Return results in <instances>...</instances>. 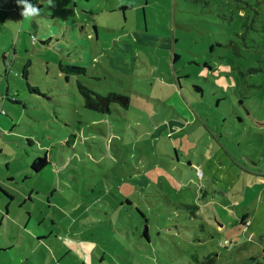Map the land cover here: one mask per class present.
I'll return each mask as SVG.
<instances>
[{"label":"rangeland","instance_id":"rangeland-1","mask_svg":"<svg viewBox=\"0 0 264 264\" xmlns=\"http://www.w3.org/2000/svg\"><path fill=\"white\" fill-rule=\"evenodd\" d=\"M11 1L0 2L10 10L0 11L10 70L0 56V177L13 174L20 198L0 243L13 228L15 264H254L250 240L264 239V0H113L133 5L119 10L123 28L98 0H79L77 39L62 28L49 43L46 14L61 25L66 10L50 5L39 22ZM68 58L84 71L60 69ZM78 84L126 103L87 110ZM6 87L34 100L4 99ZM44 154V170L25 178ZM28 188L33 199L21 197ZM244 212L255 218L249 232L219 228L218 214L230 223Z\"/></svg>","mask_w":264,"mask_h":264},{"label":"crops","instance_id":"crops-1","mask_svg":"<svg viewBox=\"0 0 264 264\" xmlns=\"http://www.w3.org/2000/svg\"><path fill=\"white\" fill-rule=\"evenodd\" d=\"M4 1L5 0H0V2H2V3ZM87 1L85 0V2H87ZM14 2L16 4L17 1L16 0H12L10 2V4L12 6H14ZM29 2L32 3V4H34V5H36L37 7L40 8V10H43L45 12H47V8H48V6H50L49 4H47L48 3V0H34V1H30L29 0ZM80 2H79V0H68V2H67L68 5H66V6L64 5V6H61L60 7V6H58L60 4L58 0H52V5L53 4H56L57 5V8H59L61 10H66V12H65V15L66 16L61 21V25H59L57 22H55L56 21V19H55V13L46 14L47 16H49L50 21H45L44 23L41 24V26L43 24L47 25V27H46L47 31L45 32L46 33L45 36H48V37H46L42 42H44V43L45 42H48L50 39H52L54 37L55 38H58L60 36L59 29H62V28H67L70 32L74 31V32L66 35L65 37H68L69 39L71 38V39H74V40L77 39V36H76V27L77 26L76 25H77V23H80V21H78V19L80 18V16L77 15V11H78L77 9H78V7L80 6L79 9H81V12H80L81 14H86L87 13L86 10L83 11V8L86 5H84L83 2H82L83 5H80L81 4ZM96 4L100 8L102 7V9H101L102 12L103 11L109 12V13L112 12V13H115L117 15L118 19L115 20L114 22H118V20H119V23H118L119 24V26H118L119 28H123L124 27V24L125 23H123L124 22L123 20H126L127 19L126 12L120 13L119 10L125 11L126 9L133 8V5H129V4L125 5L123 2L117 3V5H115L113 3V0H98V2ZM72 6L74 7V9H72ZM119 6H125V7L124 8H120ZM0 11H3L4 13H6V12H9L10 10L5 9L4 5L3 4H0ZM74 11H76V16H77V19L76 20L72 19L73 18ZM20 16L22 17V15H20ZM120 17L121 18L123 17V20L122 19L120 20ZM33 18H35L36 21L42 22V18L39 15L38 16H35ZM90 21L92 22L91 23L92 29L94 30V32H96V30L98 29V26H100V25L97 24L94 20H90ZM33 24H35V23H33ZM53 25H55L57 27L56 28V31L54 33L52 32L51 27H50V26H53ZM109 25H113V24L110 23ZM26 26H27L26 19L25 18H22L21 19L20 27L24 28ZM104 27L105 26H103V28ZM86 28H87V23L84 26L82 24L79 26V29H83L84 30L83 33H81V36H83V34H85V29ZM85 36L86 37L87 36L90 37L91 35L90 34H87V35L85 34ZM97 36H98V32H96V34H95V37H97ZM3 54L6 55V53H3ZM2 55H0V56L2 57ZM64 62L71 63V64H76V65H80L76 59H69L68 58L67 60H64ZM3 65H4V63H3ZM0 66H1V64H0ZM5 92H8V87H6ZM36 92L38 93V91H36ZM29 97H31V100H34V98L30 94H23V97L22 98L20 97V95H16V99L18 100V102H21L24 107L27 105V100L26 99H28ZM177 98H179V97L177 96ZM9 108H11V107H9ZM178 114L181 116V114L179 112H178ZM12 126H14V124H12L11 127ZM27 140H29L28 141L29 143H31V144L33 143V141L30 138H28ZM6 157L7 158H11L10 155H6ZM23 170L27 172V173L26 172L24 173L25 178H28L29 175H31V173L37 175V174H39L44 169H42L38 173H35V172H32L29 169V165H28L25 168H23ZM259 174H261V175L263 174L264 175V171L261 170L258 173V175ZM12 180H15V177L13 176L12 173H6L5 174V177H2V176L0 177V184L4 185V186H0V229H4L5 228L6 221L9 224V218L11 217V213H10L11 207H10V205L14 202V200H15L16 197H19V196H16L15 195L16 193L13 191L12 185L9 184L10 181H12ZM259 183H260V185H263L264 186V178H261L260 177ZM28 190H29V188L26 191H24V193H22L23 195H21V197L25 198V197L29 196V199H33V196L31 194V192L28 191ZM30 190L32 191V189H30ZM125 197L127 198L128 196H125ZM263 197H264L263 191H261L260 193L257 194V198L258 199H262ZM237 201H238L237 198H232L231 203L232 202H237ZM253 210H254V208H251V212ZM251 212H250L249 215H247V212L242 213L240 216L237 215L236 217H234L235 220L230 221V223H229V221L221 218V215L220 214L217 215L216 220L219 222V228H221V229H223L224 226H229L230 224H234V227L233 228L239 227V228H243L244 229V227L242 226V220H244V219L247 220L248 219V223H247L248 228L246 229V232H249L248 231L249 226L254 222V219H255L254 218V215H251ZM22 221H24V224L27 223V219L26 220H22ZM50 221H51L50 222L51 224H54V222L52 221V219ZM42 222H44V219H43ZM257 229H258V224L254 227V230H253L252 233H256ZM48 232H52V229L50 231H48ZM236 236H237V234H236ZM5 237H7V235H5ZM11 237H13V228H12V236ZM11 237H9L6 240V242H4L5 244L4 243H0V251H6L7 252L6 258L10 259V261H11L10 264H15V261H16L15 257L12 256V255H10V253H9V250L14 248V243H12V241L10 239ZM0 241H1V239H0ZM250 242L252 243V245H254L255 250H260L259 253L250 255V258H253V260L255 261L253 263L254 264H264V239L263 240L254 239V240H250ZM259 245L262 248H260ZM14 254H15V251H14Z\"/></svg>","mask_w":264,"mask_h":264},{"label":"trees","instance_id":"trees-1","mask_svg":"<svg viewBox=\"0 0 264 264\" xmlns=\"http://www.w3.org/2000/svg\"><path fill=\"white\" fill-rule=\"evenodd\" d=\"M119 7L120 8H124L125 6H119ZM174 56H177V55L174 54ZM2 57H3V61H4L6 59V55L3 54ZM3 63L5 64V69L4 70H5V75H6L10 70H9V67H8V63H6V61H4ZM63 63L64 64H62L61 61H58V65H59V67H61L60 69H62V67H64V69H66L67 71H69L71 73H80V72H83L84 71V68L82 66H79V65H76V64L67 63V62H63ZM21 75H22V77L27 78V69H26V66H24L22 68ZM78 88H79V91H80V93L82 95V100L80 102L81 103V106L83 108H85L87 110H90V111H93L95 113H102V114L103 113H108V111L110 110L109 104L111 103V101L112 102H117V103H122L120 100H118L117 96L111 97L110 95L98 96V95H95V94H91V92L85 91L81 87V85H79V84H78ZM95 96H96V99H95ZM12 97H13V99H12ZM2 98H4V99H10L13 102H18V100L16 99V96L15 95L14 96L8 95L7 92H5L2 95ZM101 98H105L106 99L105 102H106L107 110L105 109V107L102 106V103L104 102V100L103 101H100L99 99H101ZM18 103H20V102H18ZM173 111H174L173 113L175 114V116L181 117L178 114V112L176 111V109H173ZM2 112L4 113L3 115L6 114V111H3L2 110ZM27 141H29V140H27ZM48 163H49V161H48V158H47L46 154H44L42 156H37L34 159H32L31 162L29 163V169L32 172L38 173ZM27 198H29V196H27ZM125 200H126L127 203H130V201H131L129 197H127V198L125 197ZM247 221H248V219L247 220L246 219L242 220V226L243 227L246 226ZM145 222L147 223V218H146V221ZM141 235L143 237H145L146 239L149 238L147 227H145V229L142 231ZM224 240L226 242H222V244H227L228 243V240H226V239H224Z\"/></svg>","mask_w":264,"mask_h":264},{"label":"clouds","instance_id":"clouds-1","mask_svg":"<svg viewBox=\"0 0 264 264\" xmlns=\"http://www.w3.org/2000/svg\"><path fill=\"white\" fill-rule=\"evenodd\" d=\"M17 4L23 6L21 15L25 18L35 17L40 14V11H41L40 8L30 3L29 0H17ZM48 4L52 5V0H48ZM245 228L246 227H244V229Z\"/></svg>","mask_w":264,"mask_h":264},{"label":"water","instance_id":"water-1","mask_svg":"<svg viewBox=\"0 0 264 264\" xmlns=\"http://www.w3.org/2000/svg\"><path fill=\"white\" fill-rule=\"evenodd\" d=\"M118 100H120L123 104L126 103V98H123V97H120V96H117ZM100 101H103L102 99H99ZM102 103V102H101ZM102 106L105 107V109L107 110V107H106V102L104 100V102L102 103Z\"/></svg>","mask_w":264,"mask_h":264},{"label":"bare ground","instance_id":"bare-ground-1","mask_svg":"<svg viewBox=\"0 0 264 264\" xmlns=\"http://www.w3.org/2000/svg\"><path fill=\"white\" fill-rule=\"evenodd\" d=\"M120 97H123V96H120ZM123 98H125V97H123ZM12 99H13V97H12ZM102 100H106L105 98H101Z\"/></svg>","mask_w":264,"mask_h":264},{"label":"built area","instance_id":"built-area-1","mask_svg":"<svg viewBox=\"0 0 264 264\" xmlns=\"http://www.w3.org/2000/svg\"><path fill=\"white\" fill-rule=\"evenodd\" d=\"M224 242H226V241L224 240Z\"/></svg>","mask_w":264,"mask_h":264},{"label":"flooded vegetation","instance_id":"flooded-vegetation-1","mask_svg":"<svg viewBox=\"0 0 264 264\" xmlns=\"http://www.w3.org/2000/svg\"><path fill=\"white\" fill-rule=\"evenodd\" d=\"M109 101H110V100H109ZM109 101H108V102H109ZM4 244H5V243H4Z\"/></svg>","mask_w":264,"mask_h":264}]
</instances>
